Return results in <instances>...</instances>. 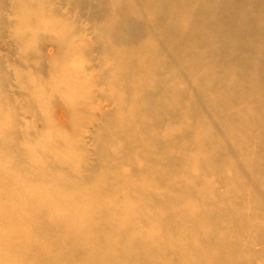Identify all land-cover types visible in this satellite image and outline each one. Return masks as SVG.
Listing matches in <instances>:
<instances>
[{"label": "bare ground", "instance_id": "6f19581e", "mask_svg": "<svg viewBox=\"0 0 264 264\" xmlns=\"http://www.w3.org/2000/svg\"><path fill=\"white\" fill-rule=\"evenodd\" d=\"M13 1L14 2H11L12 4L10 5L13 13H19L23 7L27 8L28 22H33V24H29V26H31L30 29H34L31 33H35L41 42L39 45L40 47H35L36 45L32 47L30 44L26 43V46L24 44L22 50V54L24 52L28 59L35 61H43L44 58H54V54H58L59 58H71V60L75 61L79 59L78 56L77 58L73 57V53L77 51H83L85 58L91 57L90 50H93L91 44L88 46L81 44L86 47H76L77 43H80L81 40L71 39L68 36V34L73 35L80 31V29L84 31L89 29L88 32H90L92 40H94L97 45H99L100 41L96 36H103V45L106 47L108 58H113L115 52L111 43H132L143 35L142 21L138 16H132L127 13L129 7L128 0ZM141 1L142 4L159 3L160 6L155 5L154 9L166 11L170 20H174L176 16H180L182 11L184 13L191 12V8L182 0ZM9 2L8 0V3ZM4 3L5 0H0V10L5 11L9 9V6H3ZM200 3L201 16L194 17L191 23L197 24L198 28H203L205 26L213 28L211 42L200 43V49H193L191 42L194 29H187L186 25L175 22V26L178 29H184V33L186 34V38H179L178 42L173 41L177 35L178 29H175L173 26L160 29L167 38L169 45L165 49L166 57L164 54H161L163 58H159V62L153 68L149 85L145 86V84H139L137 87L131 86L130 82L132 80L134 81L136 74L134 71L135 65H140L135 64V59L132 55L123 54V59L126 61L127 65L122 67L125 73L120 72V75H123L121 83L123 88L128 91H130L132 87H135L133 91L140 105L138 113H141L139 116L142 117V121H137L136 119L127 121V125H125L124 130H122L124 132L123 137L129 136L132 139L134 137L137 138V140L141 142L140 144H143V148L142 151H139L140 148L135 146L138 148L136 149L130 143L120 147V151L117 150V152L120 153V157H117V163H120L121 170L128 168L131 171H155L158 185H160L164 179L168 180L170 183L177 184L183 180L180 177L185 175L190 178L194 175L193 178H195L197 177L198 169L197 167H192L194 159L191 160V158H187L185 155L189 150L195 147L199 148V153H208V146L213 141V133L207 129L203 134L197 135L195 138V136L192 135V128L205 127V122L208 124H231L230 126H226L225 129L233 139L236 147L233 152L224 151L221 160L223 164L224 162L228 163L231 161V156L237 158L238 162L231 167L230 172L237 181L233 187L230 186L231 188L225 190L227 193L226 198L239 196L242 200L244 199L246 203H251L250 205L247 204L249 210L243 211L238 204L239 202H235L234 198L231 201L233 204H227L225 206L221 204L217 207L211 200L214 194L207 193L211 199H203L202 204L197 203L203 206V208L196 205V207H192L191 209H189V207L177 208L174 211L173 208H168V205L161 198L162 196L159 195L158 191L150 189L149 191L146 189L144 190L145 187L143 186L146 184L139 185L136 183H127L121 178V181L123 180V184L127 188L131 187L142 193V195H145V197H152L151 207L154 211L157 210L159 214H163L162 218L157 216L162 225L165 223L164 226L168 228L167 231H170L172 235H175L178 230H181L185 240L184 242L182 240L177 243L162 230V240L148 235V239L141 241L143 248L146 247V249H144L146 252L140 248L134 249L131 245H124L121 250H119V252H123L126 257H124V261L111 259L110 262L108 260L104 261L103 259L105 258H101L100 256H90L86 258V263L150 264L151 262L153 263V261L150 257L146 256H148V253L149 255H153V253L156 254L157 251L158 256L164 261L170 262L168 259L169 253L177 250H179L181 255L177 258L179 264H205L207 261H209L210 264H263L264 262V255L261 253V247L258 256V249L253 250L251 248V242H261L262 239H264V224L261 225L254 222L250 225V228L256 229L258 234H250V231L254 229L248 228L246 231L241 225L249 217V214L264 209V193L262 192L264 188V58L261 57L264 55V0H200ZM129 4L131 6V0H129ZM62 7H64L65 10ZM138 8L141 7L136 6L134 9ZM224 10L226 12H224ZM115 11H118L117 21H115ZM71 14L78 19L86 20V26L83 27L81 24L73 25L77 20L70 19ZM100 18L107 24V28L101 27L97 23V20ZM154 25L159 29L158 24L155 23ZM216 27L218 29H216ZM40 29H43L42 32ZM46 30L48 33H44ZM199 31H201V29H199ZM208 32L210 33V31ZM88 41L90 42V40ZM141 56L145 55L141 54ZM193 56L204 58L206 63L211 67V71H213L211 79L205 80L201 87L198 83L197 86L193 87L189 81L190 77L197 79V76H201V72L197 68L199 61L193 64ZM51 62L50 64L53 68L49 72L52 71L58 78V81L64 80L62 82L64 83L68 76L72 77L71 71H73V69L62 68L58 61ZM105 63L110 64L113 62L108 59ZM138 70L147 75L149 67H139ZM106 73H108V70L104 72L105 75ZM126 75H128L129 78H127ZM84 76H93V68ZM5 79L4 76H0L1 86ZM28 80L29 79H27V81ZM18 81H20V79H18ZM172 93L187 98L188 103L186 104V108L191 114L190 121H188L189 115L184 108L177 105L171 106L165 104L164 97L170 98ZM92 102L93 101L86 103L91 104ZM229 102L234 103V109L230 107ZM97 104H99L98 101ZM97 106L100 109V106ZM143 115L151 117V119L147 120L143 118ZM113 116L114 113L100 126L102 148H99V155L102 158H106V160H110V158L115 156L111 151L108 152L105 149V144L109 143L107 139H111L113 135H117L119 132L117 128L111 127V123L117 121V118ZM182 118L186 121L183 120V123L180 124ZM167 121L178 122L180 124V129L177 131L175 127H171L170 132L174 134V136L167 134V137L161 136V139H158L156 135L160 134V127ZM138 123L141 125H138ZM137 126H142L141 128L144 129V134L146 133L145 131H148V134H145L143 138H141L138 135ZM12 132H14V130L11 127L8 128L7 132L5 131V134L9 135V140L14 139ZM1 140L2 147H5L6 135L0 139V143ZM200 144L203 146L205 145L206 148H203ZM7 146L10 148L4 151H8V154L15 151L13 144L10 145L8 141ZM171 148L174 150L175 155L170 157L167 155ZM0 157L2 158V156ZM17 158L23 161L22 156L19 154H17ZM36 162L37 160L33 161V163L31 162L32 166L30 167V171L33 173V176L36 175L40 177L38 179H41V176L44 177L47 171L42 170V168H45V165L40 162L37 164ZM26 166L29 167L28 164H26ZM123 166L125 168H123ZM21 169L22 167L20 170ZM111 169H114V166L111 167ZM242 173L246 176V180L244 181L241 179ZM0 174L5 177L0 181L1 187L13 190L16 194H10L11 200H15L18 197L23 201V203H21L22 207H7L8 210L0 213V215L8 214L17 217L27 213L25 217H29L31 220L25 219L22 221V225L27 228L31 226L35 227L37 222L41 223L44 221L43 219L47 218L46 214L52 213L51 208L45 205L47 199H51L49 202L51 205L53 203H55V205H62L67 203L66 200H68L69 203L75 202L71 197L68 198L63 196L62 194L65 193L64 190L56 187L34 189L31 185L30 189H28L20 184L19 178H15L12 173L5 171L3 167H0ZM228 176L229 178L231 177L232 180V176ZM158 179H160V181H158ZM72 180L73 179L70 178V180H68L69 183L66 181L60 182L76 189L77 182H72ZM111 184L113 183H108L109 186ZM230 185H232V182ZM239 189L242 190L240 193L237 192ZM50 191H52V194H49ZM0 196H2V193H0ZM141 200L143 202V199ZM55 205L52 207L57 208ZM99 205L100 207L103 206L101 203ZM219 206H223V208L219 209ZM105 207L109 216L108 222L106 224L104 220H100L95 227L109 226L110 229H113L119 234L126 231L127 225L133 222V220L129 219L130 208L125 206H117L116 208L115 205H106ZM122 209H125V211ZM135 209L137 212L139 211L137 218L144 223H152V220L155 222L154 217L151 219L153 215L144 214L142 211L138 210L139 207H135ZM54 212L57 215L59 214V216L65 215L58 210ZM215 212H217L218 215H215ZM28 214H30V216ZM59 216L58 221L47 223V229H44V231L50 234L58 231L60 229L59 221H65L67 218V216L62 218ZM191 216H197L196 219L200 217L205 226H212L213 229L210 227V231V229L202 227L200 228L201 231L197 232V225L191 222ZM260 216L264 218L263 211H261ZM114 219L119 220L121 224L117 226L111 225L114 224ZM226 220L230 221L231 225H225L223 229L222 226ZM80 225L82 227L86 224L83 223L82 225V223H80ZM226 227L228 228L226 229ZM70 228H74V226L66 227V230L69 229L68 231H70ZM42 231L43 230H41V232ZM81 232L82 230L78 228L71 231L73 236H80L82 235ZM197 235L198 240H196ZM110 236L111 235L108 234L101 238L108 243L110 241ZM229 236L234 237L230 239ZM94 237V235L89 234V236L86 237L87 242H94ZM150 237L155 241H151ZM228 239L234 241L230 242ZM12 243L17 244L20 251L30 253V258L34 256V243L24 241L23 237L19 235ZM7 244L10 245L8 242ZM170 244H172L173 247H171ZM86 246L88 247V243ZM77 249L78 247H73V254L76 253ZM131 249L134 250L133 253H130ZM161 249L166 250L162 252ZM3 251L10 253L5 241L0 238V254L3 253ZM44 254L45 252L42 250L39 258H42ZM97 254L100 255V253ZM190 254H194L196 258L191 259ZM62 256L69 258L70 254L65 252ZM50 257L52 256L50 255ZM131 257H134L135 260L138 259V261L130 263L129 260ZM172 257L175 256L172 255ZM2 258H7L6 264H8V258H10V256L7 257L4 254ZM257 260H260V262H257ZM34 263L40 264L41 261L34 260Z\"/></svg>", "mask_w": 264, "mask_h": 264}, {"label": "rangeland", "instance_id": "374dc122", "mask_svg": "<svg viewBox=\"0 0 264 264\" xmlns=\"http://www.w3.org/2000/svg\"><path fill=\"white\" fill-rule=\"evenodd\" d=\"M9 1L8 3V0H5L3 5L9 6V9L5 11L0 10V76L6 78L3 80L2 86L0 84V139L6 135V146L2 147V140L0 143V156H2V158L0 157V167L12 173L15 178H19L20 184L28 189H30L31 185L34 189L56 187L64 190L63 196L71 197L75 202L69 203L66 200L67 203L65 204L55 205L53 203L51 205L49 203L51 199H47L45 205L51 208L52 213L46 214L47 218L43 219L44 221L41 223L37 222L35 227L31 226L27 228L22 225L23 220H31V218L25 217L27 213L17 217L8 214L0 215V238L5 241L10 252L3 251L0 254V264H6L7 262V258H2L4 254L7 257L10 256L8 264H35L34 260H40V264H97V262L86 263V258L90 256H100L101 258H105L103 259L104 261L108 260L110 262L111 259L124 261V253L119 252L124 245H131L134 249L140 248L146 252L144 250L146 247L143 248L141 241L148 239V235L162 240V230L177 243L182 240L184 242L185 237L184 234L182 235L181 230L172 235L170 231H167L168 228L164 226L165 223L162 225L159 221V217L162 218L163 214H159L157 210L154 211L151 207L152 197H145V195H142L137 190L131 187L127 188L124 186L123 180L127 183L146 184L143 186L145 187L144 190L158 191L159 195L162 196L161 198L168 205V208H173L174 211L177 208L189 207L191 209L192 207H196V205L203 208V206L197 203L202 204L203 199H211L207 193L214 194L211 200L217 207L221 204L223 206L233 204L231 201L234 198L235 202H239L238 204L243 211L249 210L248 205L251 203H246L239 196L226 198L227 193L225 190L233 187L237 181L230 174L231 167L238 162L237 158L231 156L234 161L230 158L231 161L229 159V162L226 161L228 163L224 162L223 164L221 160L224 151L233 152L236 147L233 139L225 129L226 126H230L231 124H208L205 122V127L192 128V135L195 138L197 135L203 134L207 129L213 133V141L208 146V153H199V148L195 147L185 155L187 158H191V160L194 159L192 167H197L198 169L197 177L195 178H193L194 175L192 178L185 175L180 177L183 180L177 184L170 183L164 179L158 185L155 171H131L124 166L123 168L125 169L121 170L120 163H117V157H120V153L117 150L120 151V147L130 143L133 147L137 146L140 148L139 151H142L143 148V144H140L141 142L137 138L123 137L124 132L122 130H124L129 120L136 119L137 121H142V117L139 116L141 113H138L140 105L137 102L133 88L139 84L149 85L153 68L159 62V58H163L161 54H164L166 57L165 49L168 47L169 42L160 29H165L167 26H173L175 29H178L175 26V22H178L186 25L187 29H194L191 42L193 49H200V43L211 42L213 28L207 26L198 28L197 24L191 23L194 17L201 16L200 0H182L191 8V12L184 13L182 11L180 16H176L174 20L169 19L166 11L154 9L155 5L160 6L159 3L142 4L141 0H131L130 6L128 0L129 7L127 13L132 16H138L142 21V37L132 43H111L115 52L113 58H108L106 47L103 45V36L95 35L100 41L99 45H97L92 40V35L88 32L89 29L85 31L80 29V31L73 35L68 34L69 38L81 40L80 43H77L76 47H86L81 44L87 46L91 44L93 50H90L91 57L88 58H85L83 51L73 53L74 58H77V56L79 58L75 61L71 60V58H59L58 54H54V58L51 59L44 58L43 61H35L28 59L24 52L22 54L24 44L25 46L28 43L32 47L35 45V47H40L41 42L35 33H31L34 29H30L31 26L29 24H33V22H28L27 8L23 7L19 13H13L10 5L14 1ZM136 6H140L141 8L134 9ZM62 8L64 9V7ZM224 12L226 11L224 10ZM117 14L118 11H115V21L118 18ZM70 19L77 20L73 25L81 24L83 27L86 26V20L78 19L73 14L70 15ZM97 23L101 27L107 28V24L104 23L103 19L100 18L97 20ZM155 23L159 25V29L155 27ZM216 29L218 28L216 27ZM42 30L40 29L41 32ZM44 33H48V31L46 30ZM179 38H186L184 29H178L173 41L178 42ZM123 54L132 55L135 59V64L140 65H135L134 71L136 74L134 81L130 82L131 86L135 87H132L130 91L124 89L121 83L123 75L121 76L120 72H124L122 67L127 65L123 59ZM141 54L145 56H141ZM261 57L264 58V55ZM108 59L113 63H105ZM51 61H58L62 68L73 69L71 71L72 77L68 76L64 83H62L64 80L58 81L55 74L52 71L49 72L53 68L50 64L52 63ZM198 61L197 68L200 70L201 76H197V79L194 77L189 78L193 87L197 86V83L201 87L205 80L211 79L213 73L204 58L193 56L192 63L196 64ZM144 66L149 67L147 75L138 70L139 67L142 68ZM91 68H93V76H84L90 72ZM107 70L108 73L105 75L104 72ZM126 77L129 78L128 75ZM27 79L29 80L27 81ZM90 101L93 102L91 104L86 103ZM97 101L99 104H97ZM164 102L166 105L181 106L189 115L188 121L191 120V114L186 108V104L188 103L187 98L172 93L170 98L164 97ZM229 103L230 107L234 109V103ZM97 105L100 106V109ZM113 113V117H116L117 121L112 122L111 127L117 128L119 132L117 135H113L111 139H107L109 143L105 144V149L108 152L111 151L115 156L110 158V160H106V158H102L99 155V148H102L100 126ZM143 118L147 120L151 119V117L146 115H143ZM183 120L186 121L182 118L180 124L183 123ZM180 124L174 121H167L160 127V134H157L156 137L161 139V136H174L170 132V129L171 127H175L178 131ZM138 125L141 124L138 123ZM9 127L14 130L12 132L14 139L11 140H9V135L5 134V131L7 132ZM141 127L137 126V130L138 135L143 138L145 134H148V131H145L146 133L144 134V129ZM7 141L10 145L13 144L15 151H18H13L10 154H8V151H4L10 148L7 146ZM201 146L206 148L205 145ZM17 154L22 156L23 161L17 158ZM173 155H175V152L171 148L167 156L171 157ZM24 159L30 162H26ZM35 160H37V164L40 162L45 165V168H42V170L47 171L44 177L41 176V179H38L40 177L36 175L33 176V173L30 171L31 162L33 163ZM113 166L114 169H111ZM21 167L22 169L20 170ZM228 175L232 176V180ZM4 178L0 174V181ZM70 178L73 179L72 182H77L76 189L60 182L66 181L69 183L68 180ZM121 178L123 179L122 181ZM241 179L243 181L246 180L244 173L241 174ZM231 182L232 185H230ZM108 183L113 184L109 186ZM241 191L239 189L237 192L240 193ZM262 192L264 193V188ZM0 193H2V196H0V213L6 212L8 210L7 207H22L21 203L23 201L18 197L15 200H11L10 194H15L13 190L4 189L0 185ZM49 194H52V191ZM140 198L143 199V202ZM27 203L30 204L29 202ZM100 203L103 205L101 206L102 208L99 205ZM53 205L57 206V208H53ZM106 205H115L116 208L117 206L129 207V219L133 220L134 223L132 222L127 225V230L121 234L116 233L109 226L96 228L95 226L98 221L104 220L106 224L108 222L109 216L105 207ZM223 206H219V209L223 208ZM135 207H139L138 210L144 214L153 215L151 219L154 217L155 222L153 220L152 223L141 221L137 218L139 211L137 212ZM56 210L65 215H57L54 212ZM122 210L125 211V209ZM261 211L264 212V209L249 214L246 221L241 224L246 231L254 222L261 225L264 224V218L261 217L262 215L260 216ZM214 214L218 215L217 212ZM28 215L30 216V214ZM58 216L61 218L67 216L65 221H59L60 229L51 234L44 231V229H47V223H54L59 220ZM196 217L191 216L190 219L191 222L197 225V232H200V228L202 227L205 229H210L211 227L213 229L212 226H205L200 217L198 219ZM113 222L114 224L111 225L117 226L121 224L117 219H114ZM80 223L86 225L81 227ZM225 225H231V222L224 221L223 229ZM72 226L74 228H70V231H68L69 229L66 230V227ZM76 228L82 230V235L73 236L71 231ZM41 230L43 231L41 232ZM89 234L95 236L94 242H87L86 237ZM108 234L111 236L110 241L107 243L101 237H105ZM250 234H258V232L254 229L250 231ZM18 235L22 236L24 241L34 243L35 254L33 257L30 258V253L20 251L18 245L12 243L17 239ZM152 237H150L151 241H155ZM233 237L229 236L230 239ZM230 239H228L230 242L234 241ZM196 240H198V235L196 236ZM87 243L88 247L86 246ZM74 246L78 247L75 254L72 252ZM170 246L173 247L172 244ZM260 247L261 253L264 255V239L261 242H251V248L253 250L258 249L257 256L260 254ZM42 250L45 254L42 258H39ZM161 250L164 252L166 249ZM130 251V253L134 252L133 249ZM65 252L70 254L69 258L62 256ZM97 253H100V255ZM180 256V252L177 250L169 253L168 259L170 262H166L158 256V251L156 254L153 253V255H149L148 253L146 257H150L154 264H179L177 258ZM190 257L191 259L196 258L194 254H190ZM134 261H138V259L135 260L134 257H131L129 260L130 263ZM257 262H260V260H257ZM153 263L151 262L150 264ZM205 264H210V262L207 261Z\"/></svg>", "mask_w": 264, "mask_h": 264}]
</instances>
